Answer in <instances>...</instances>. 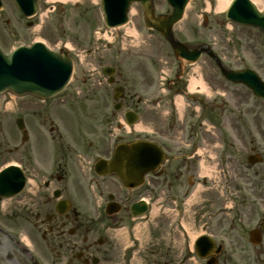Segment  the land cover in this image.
<instances>
[{
  "label": "flooded vegetation",
  "instance_id": "flooded-vegetation-1",
  "mask_svg": "<svg viewBox=\"0 0 264 264\" xmlns=\"http://www.w3.org/2000/svg\"><path fill=\"white\" fill-rule=\"evenodd\" d=\"M92 78L90 84L97 87L88 90L107 89L108 83ZM63 97L55 106L29 111L27 141L20 136L14 146L28 183L11 199L0 196V264H187L192 259L197 264H264V173L255 176L251 202L238 184L226 194L233 159L214 162L210 154L203 155L212 141L200 126L190 138L201 135L202 141H176V155L174 147L164 144L172 156L152 172L143 174L140 167L143 183L127 186L117 173L97 164L109 159L119 143L136 138L125 124L132 99L124 94L123 108L116 110L106 94ZM24 106L18 102L20 111ZM173 130L180 137L176 125ZM129 172L132 179V164ZM197 192L201 202L194 206L193 225L204 229L192 239L184 203ZM166 198L176 200V224L157 223V248L148 255L139 235L144 225L136 222L147 215L151 200ZM5 226L30 228L28 241L20 232L9 233L15 237L4 243Z\"/></svg>",
  "mask_w": 264,
  "mask_h": 264
},
{
  "label": "rangeland",
  "instance_id": "rangeland-1",
  "mask_svg": "<svg viewBox=\"0 0 264 264\" xmlns=\"http://www.w3.org/2000/svg\"><path fill=\"white\" fill-rule=\"evenodd\" d=\"M258 1L260 9L264 10V0ZM4 3V9L0 11V45L4 50L10 51L19 44H30L41 39L54 50L68 48L70 56L74 59V73L70 84L57 99H52L47 106L38 100H23L21 104L25 105V112H20L21 114L28 115L32 109L55 106L60 96L70 99L81 97V92L96 93V96L106 94L112 102L113 86L104 90L97 88L94 92H89L88 89L97 87L90 84L93 81L91 77H100L105 82L102 69L107 65L116 66L121 73V83L126 87L130 99L133 98V104L139 97L149 104L148 106L141 103L138 108L149 120L147 129L136 131L133 136L160 137L168 146L176 147V141L180 138L174 136V130L166 125V121L175 120L176 131H181V140L188 143L202 141L201 135L194 139L187 136L191 131H200V126H206L209 134L207 137L212 141L208 146L213 154L212 160L215 162L220 158L225 161L233 159V165H228V184L232 187L225 188L226 194H231L233 186L236 188L238 184L242 186L243 193L250 198V202L252 201L253 182L258 172L264 173V160L251 165L248 155L258 152L264 158V98L254 96L251 89L242 83L225 79L214 59L207 53L202 55L198 65L181 62L175 57L170 43L163 35L145 25L144 11L139 3L132 5L129 33L125 26L118 27L113 29V35L106 38H98L95 34V31L103 26L100 0H69L67 3H56L53 6L51 0H41L38 14L31 18L35 22L32 27L26 26L28 19L12 0H4ZM217 4L218 0H190L184 18L175 26L176 37L191 47L209 44L227 67H250L264 79V32L254 26L233 23L226 17V10L217 9ZM155 5L158 13L171 9L163 0H156ZM194 67L198 69L195 70ZM196 74L205 81L207 88L192 94L188 90V84L190 77ZM162 75L168 76L171 81V89L165 92L161 90ZM175 92L176 95H184L185 105L181 116L177 113V108L176 113L172 111ZM160 98L162 102L159 107L152 105ZM8 99L9 93L0 96V166L18 159L14 150L19 135L15 123L17 113L15 107L6 108ZM110 108L112 109V105ZM162 134H166L167 138H163ZM174 153L176 154V150ZM25 156L27 157L26 154ZM216 173L218 174L214 171V175ZM232 174L233 177L230 176ZM212 191L213 198L218 197L216 192ZM216 201H213L214 206ZM200 202V192H197L196 196L187 197L184 203L187 213L190 214L188 221H191L189 226L192 236L204 229L201 225H193V210L196 209L194 206ZM16 204L13 200L11 207ZM152 204L155 205L150 213L136 222V225H144L139 235L145 250L147 247L148 255L152 254L151 249L157 248V237L160 234L157 223L169 225L176 222V201L166 198L159 203L152 201ZM228 204L232 205L231 201ZM213 205L212 210H215ZM234 206L236 209L237 204ZM14 208L8 207L6 211ZM154 208H157L156 212ZM29 229L16 231L5 226L1 239L4 243H9L11 236L21 232L20 237L28 241ZM163 241L167 242L168 239ZM187 264L197 263L192 259Z\"/></svg>",
  "mask_w": 264,
  "mask_h": 264
},
{
  "label": "water",
  "instance_id": "water-1",
  "mask_svg": "<svg viewBox=\"0 0 264 264\" xmlns=\"http://www.w3.org/2000/svg\"><path fill=\"white\" fill-rule=\"evenodd\" d=\"M26 15L37 11L38 0H16ZM142 2L147 24L161 31L172 43L178 56L186 57L190 61L197 60L202 51H207L213 56L220 66L224 76L234 82H241L249 86L257 96L264 97V80L253 69H229L210 48L195 49L190 51L186 45L174 38L172 28L183 15L189 0H167L173 7V12L167 16L155 15L152 0H102L105 17L109 26H118L128 20V10L132 2ZM1 4V2H0ZM227 16L236 22L258 26L264 31V12H261L251 0H234L228 10ZM73 71V61L68 51L62 54L50 50L41 42L33 47H19L11 55H6L0 50V92L11 88L19 94L33 92L41 96H51L61 91L68 83ZM133 113L132 122L136 120ZM125 152H132L133 163L142 158V162L151 168L152 164L161 159L163 152L147 140H136L127 145L118 147L117 159L123 158ZM154 157V159H153ZM259 159V157H254ZM115 162H111L115 164ZM123 177L124 174H122ZM25 178L18 166L11 165L0 172V193L14 194L24 186ZM124 183L126 180L124 178ZM127 184V183H126Z\"/></svg>",
  "mask_w": 264,
  "mask_h": 264
},
{
  "label": "bare ground",
  "instance_id": "bare-ground-1",
  "mask_svg": "<svg viewBox=\"0 0 264 264\" xmlns=\"http://www.w3.org/2000/svg\"><path fill=\"white\" fill-rule=\"evenodd\" d=\"M60 1H66V0H60ZM231 1L232 0H218L217 9L222 10V11L226 10L228 8V6L230 5ZM253 1L258 7H260L258 0H253ZM189 88L191 91H194L195 89H199V91H204V90H206L207 86H206L205 81L201 77L193 76L191 78ZM178 103H179L180 107L182 108V106H183V97L182 96H179ZM137 127L142 128V125L138 124ZM204 172H206V171L204 170ZM156 210H157V208H154L155 212H156ZM194 238H195V236H193V239Z\"/></svg>",
  "mask_w": 264,
  "mask_h": 264
}]
</instances>
